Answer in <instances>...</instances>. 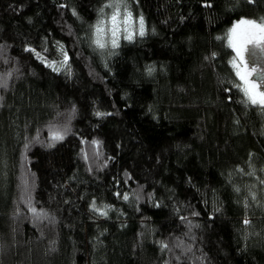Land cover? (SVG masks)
Here are the masks:
<instances>
[{
	"label": "trees",
	"instance_id": "1",
	"mask_svg": "<svg viewBox=\"0 0 264 264\" xmlns=\"http://www.w3.org/2000/svg\"><path fill=\"white\" fill-rule=\"evenodd\" d=\"M108 2L0 0V264H264V106L227 39L264 0H126L145 34L99 49Z\"/></svg>",
	"mask_w": 264,
	"mask_h": 264
},
{
	"label": "snow or ice",
	"instance_id": "2",
	"mask_svg": "<svg viewBox=\"0 0 264 264\" xmlns=\"http://www.w3.org/2000/svg\"><path fill=\"white\" fill-rule=\"evenodd\" d=\"M105 7L111 8L112 13L109 17V23L111 27L108 29L110 32V43L113 48L118 46L119 33L121 31V24H123V31L125 33L124 39L132 40L133 32L129 31V25L132 20V13L128 10V6L126 0H109V2L105 5ZM101 13H103V8H101ZM122 17V19H121ZM139 31L138 34L143 36L145 34L144 31V20L141 16L139 19ZM105 20L101 18L97 21V24L94 26L95 28V39L93 43L99 49H104L107 46V42L104 40L105 34ZM227 39L229 43V47H231L235 51V57L230 63L233 68L236 70V76L241 81L240 88L246 97V103H250L252 105H260L264 106V91H261V85L256 81L249 79L253 73L257 72L256 67H252L249 70L246 61L244 59L245 52L251 51V54L254 56V49H259L261 52H264V18L261 19L260 22L256 20L249 19H241L238 22L234 23L232 27L228 30ZM252 46V49L249 48ZM239 61V62H237ZM68 62V56L64 53V59L61 62L60 67L55 66V64H49L48 66L52 67L54 71H60L63 65H66ZM149 72L152 71L151 68L148 69ZM7 82H0V87H6ZM74 111V109H73ZM97 116L106 115L105 113L97 112ZM68 129H57L50 128V140L54 143L64 139V135L67 133ZM93 143H99L94 141ZM51 146V145H50ZM125 200L128 199V196L125 195L123 197ZM91 207L93 210L99 212L100 215L106 216L107 211L105 209L110 206L105 205L103 208H98L95 201L92 203ZM30 210L37 216V218L42 215H46L44 213H37L35 208H30ZM248 223V220H245V224ZM163 247H167V245H163Z\"/></svg>",
	"mask_w": 264,
	"mask_h": 264
},
{
	"label": "rangeland",
	"instance_id": "3",
	"mask_svg": "<svg viewBox=\"0 0 264 264\" xmlns=\"http://www.w3.org/2000/svg\"><path fill=\"white\" fill-rule=\"evenodd\" d=\"M112 13V11H111ZM111 13L107 16V17H103V19L105 20V34H104V40L105 41H110V32H108V29L111 27L110 23H109V17L111 15ZM122 19V17H121ZM139 19L138 17H134V15L132 14V20L131 23L129 25V31L134 33H137L139 31ZM241 19H249V20H253L252 18H241ZM240 19V20H241ZM239 20H237L236 22H238ZM234 22V23H236ZM233 23V24H234ZM123 24H121V31L119 33V36H123L125 35L124 31H123ZM232 27V26H231ZM250 49H252V46H249ZM255 51V55L253 56L251 54V51L249 52H245L244 54V59L246 61V64L249 68V70H251L252 67H256L257 68V72L253 73L251 77H249V79L256 81L258 84L261 85L260 90L264 91V52H261L259 49H254ZM239 62V61H238Z\"/></svg>",
	"mask_w": 264,
	"mask_h": 264
}]
</instances>
